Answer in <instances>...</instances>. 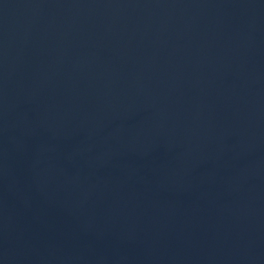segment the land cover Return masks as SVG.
<instances>
[{
	"label": "water",
	"instance_id": "95a60500",
	"mask_svg": "<svg viewBox=\"0 0 264 264\" xmlns=\"http://www.w3.org/2000/svg\"><path fill=\"white\" fill-rule=\"evenodd\" d=\"M0 264H264V0H0Z\"/></svg>",
	"mask_w": 264,
	"mask_h": 264
}]
</instances>
